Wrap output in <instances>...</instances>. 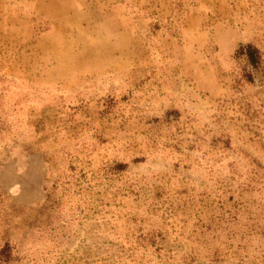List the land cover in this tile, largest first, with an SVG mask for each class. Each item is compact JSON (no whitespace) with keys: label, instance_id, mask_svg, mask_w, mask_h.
<instances>
[{"label":"rangeland","instance_id":"1","mask_svg":"<svg viewBox=\"0 0 264 264\" xmlns=\"http://www.w3.org/2000/svg\"><path fill=\"white\" fill-rule=\"evenodd\" d=\"M5 244L0 264H264V0H0Z\"/></svg>","mask_w":264,"mask_h":264},{"label":"trees","instance_id":"2","mask_svg":"<svg viewBox=\"0 0 264 264\" xmlns=\"http://www.w3.org/2000/svg\"><path fill=\"white\" fill-rule=\"evenodd\" d=\"M234 56L236 58L243 57L247 64L251 67L252 70L258 71L262 69V55L260 50L253 44L247 43L244 45H239L238 49L235 51ZM245 77L248 81H251L252 75L248 72ZM10 259V249L8 244H5L0 249V261L7 263Z\"/></svg>","mask_w":264,"mask_h":264}]
</instances>
